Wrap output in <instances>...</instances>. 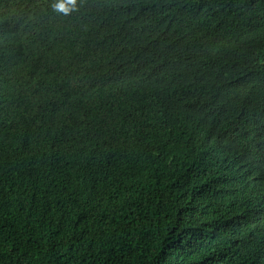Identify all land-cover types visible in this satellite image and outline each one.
I'll use <instances>...</instances> for the list:
<instances>
[{"label":"trees","instance_id":"trees-1","mask_svg":"<svg viewBox=\"0 0 264 264\" xmlns=\"http://www.w3.org/2000/svg\"><path fill=\"white\" fill-rule=\"evenodd\" d=\"M36 1L0 0V264H264V0Z\"/></svg>","mask_w":264,"mask_h":264},{"label":"clouds","instance_id":"clouds-1","mask_svg":"<svg viewBox=\"0 0 264 264\" xmlns=\"http://www.w3.org/2000/svg\"><path fill=\"white\" fill-rule=\"evenodd\" d=\"M69 3L75 5L76 0H69ZM56 10L63 12L65 14L68 13L69 9L65 7V4L63 2L56 5ZM160 65H150L146 68L145 72L151 76L150 78L154 79V76H156V72L158 70ZM156 81V80H155ZM127 105L129 107V112L131 115V122L137 123V119L146 112L145 107V95L143 91L141 90L139 85H136L130 92L128 96ZM159 105V102L156 104V106L150 111L145 113V125L150 126L153 125V128H149L147 130L146 139L148 144L153 139L154 135L156 134L157 130L159 129L160 121L163 118L161 113L158 111L157 106ZM128 120L130 119L127 117ZM130 121V120H129ZM132 126V125H131ZM135 128L134 126H132ZM136 130V129H133Z\"/></svg>","mask_w":264,"mask_h":264},{"label":"bare ground","instance_id":"bare-ground-1","mask_svg":"<svg viewBox=\"0 0 264 264\" xmlns=\"http://www.w3.org/2000/svg\"><path fill=\"white\" fill-rule=\"evenodd\" d=\"M37 1H38V0H37ZM37 1H36V2H37ZM44 1H45V0H44ZM46 1H47V0H46ZM48 1H49V0H48ZM58 1H59V0H58ZM32 2H33V1H32ZM42 2H43V1H42ZM55 2H57V1H55ZM47 3H48V2H47ZM34 4H35V3H34ZM44 4H45V3H44ZM45 5H46V4H45ZM22 7H23V5H22ZM95 7H96V6H95ZM34 8H35V7H34ZM53 14H54V13H53ZM51 15H52V14H51ZM56 15H58V14H56ZM153 15H154V14H153ZM52 16H53V15H52ZM54 17H57V16H54ZM135 135H136V134H135ZM131 136L133 137V135H131ZM132 140H135V139H132ZM136 140H137V139H136ZM125 143H126V142H125ZM128 143H129V141H128ZM142 143H143V142H142ZM126 144H127V143H126ZM129 144H130V143H129ZM129 144H128V145H129ZM131 144H132V143H131ZM128 145H125V146H128ZM138 145H139V144H138ZM148 145H149V144H148ZM130 146H131V145H130ZM134 147H136V146L130 147V150H131V148L133 149ZM141 147H142V146H141ZM126 148H127V147H126ZM126 148H125V149H126ZM137 148H138V146H137ZM128 149H129V148H127V150H128ZM134 150H135V149H134ZM134 150H133V151H134ZM128 151H129V150H128ZM136 151H137V150H136ZM143 151H144V150H143ZM122 154H123V156H124L125 152H124V153L122 152ZM135 154H136V155H137V154L139 155V153H137V152H135ZM135 154H134V155H135ZM140 155H141V154H140ZM125 156H126V155H125ZM128 156H129V155H128ZM119 157H120V156H119ZM130 157H131V154H130ZM133 157H134V156H133ZM126 158H127V156H126ZM128 158H129V157H128ZM131 158H132V157H131ZM121 159H122V158H121ZM117 161H118V160H117ZM123 161H125V159H123ZM34 175H35V174H34ZM96 231H97V230H96ZM97 236H98V235H97ZM97 236H96V237H97ZM97 240H98V239H97ZM95 242H96V241H95ZM158 261H159V260H158Z\"/></svg>","mask_w":264,"mask_h":264}]
</instances>
